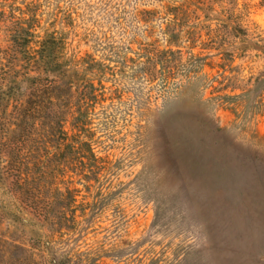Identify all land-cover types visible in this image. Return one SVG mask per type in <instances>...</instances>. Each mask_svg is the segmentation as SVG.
<instances>
[{"label":"rangeland","instance_id":"rangeland-1","mask_svg":"<svg viewBox=\"0 0 264 264\" xmlns=\"http://www.w3.org/2000/svg\"><path fill=\"white\" fill-rule=\"evenodd\" d=\"M178 1L0 0V264H264L257 105L212 93L201 74L216 69L195 75L146 62L165 47L164 6ZM209 1L198 20L246 27L245 43L236 42L249 57L233 64L255 79L264 70V0ZM27 27L34 36L12 37ZM46 32L62 62L29 71ZM25 73L41 86L72 82L70 103L85 121L65 156L55 109L33 113L23 138L8 136L14 104L31 86ZM263 88L264 80L260 99ZM20 175L22 196L11 183Z\"/></svg>","mask_w":264,"mask_h":264},{"label":"trees","instance_id":"trees-1","mask_svg":"<svg viewBox=\"0 0 264 264\" xmlns=\"http://www.w3.org/2000/svg\"><path fill=\"white\" fill-rule=\"evenodd\" d=\"M209 2V0H179L177 4H166L164 7L167 20L163 30L165 47L157 48L154 55L149 57L146 62L152 64L151 66L158 65L162 69L165 66H170L176 71L185 68L188 69L187 73L191 72L195 75H198L204 66L216 69L215 74L210 78L207 73L201 74L202 78L210 80L211 92L218 93L223 101L246 97L248 106L256 104L259 112L255 111V113L264 117V99H260V94L256 93L258 83L264 80V70L255 76V79H252L249 75L241 76L238 73V66L233 64L237 57L240 59L249 57L246 46H238L236 42V39L245 38L243 39L245 43L247 29L234 19L219 20L214 26L199 21L198 12L206 11ZM204 27H207L205 32H203ZM30 28H16L13 30L12 37L16 38L17 35H20V29H24L30 36H34L33 30ZM54 39L53 33L46 32L43 38L37 42V47L30 52L31 57L27 61L29 71L34 70L42 73L54 70V67L59 68L62 59L53 55ZM258 46L260 45L258 44ZM196 48H198L197 51H195ZM213 58L217 59L212 60ZM262 63L264 66V61ZM23 76V80L31 82V86L27 91L20 92V96L14 104V122L12 128L8 130V136L23 138L22 133L33 113L43 108L55 109L56 114L60 115L56 123L63 139L58 146L61 147L62 156L67 155V150L72 148V139H76L85 121L84 111L74 108L70 103L73 96L72 82L58 76L41 86L37 75L25 73ZM16 81L21 82L22 78H16ZM68 132H71L70 135ZM86 144V141H82L80 148ZM87 149L93 155L89 146ZM11 183L20 196L28 190L27 175H20L16 179H12ZM72 191H76V189H67L69 195H73ZM47 217L51 221L47 213L44 216V221H47Z\"/></svg>","mask_w":264,"mask_h":264}]
</instances>
